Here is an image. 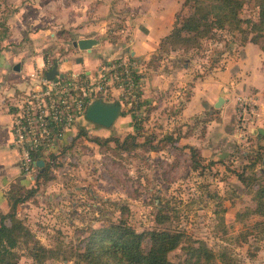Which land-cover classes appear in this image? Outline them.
I'll return each instance as SVG.
<instances>
[{"label":"rangeland","instance_id":"rangeland-1","mask_svg":"<svg viewBox=\"0 0 264 264\" xmlns=\"http://www.w3.org/2000/svg\"><path fill=\"white\" fill-rule=\"evenodd\" d=\"M157 1H106L111 3L109 11L99 8L111 28L105 38L125 45L129 23H144ZM182 1L164 2L163 14H170L171 22L189 13ZM238 16L256 21L254 1L246 0ZM242 28L244 32L213 30L200 47L168 46L158 56L156 49L139 64L141 68L137 65L140 93L147 69L166 66V61H173V68L185 66L191 80L205 77L204 94L189 111L181 110L177 92L171 100L170 93L162 89L154 105L146 101L145 93L134 109L120 104L119 116L109 127L84 119L57 143L45 175L37 183H25L27 188L36 187V194L16 207V216L42 245L59 250V257L36 262L19 245L16 264H82L68 256L67 250L79 244L89 228L116 222L122 206L127 208L125 222L136 231H182L202 240L213 253L223 254L228 264H264V216L245 213L254 202L237 178L239 173L254 174L264 185V134L257 132V128L264 130L263 38L251 43L252 32L246 24ZM55 34L49 39L54 44L38 52L43 59L56 63L66 57L68 63L86 61L90 65L103 59L94 52L70 54V45H62L70 44L63 42L69 35L62 29ZM246 45L247 58L243 55ZM242 56L245 59L238 61ZM215 81L222 85L214 87ZM172 89L181 90L184 97L189 95L190 84ZM239 96L248 101L244 120L237 118ZM217 97L223 102L215 108ZM133 122H137L136 130ZM130 134L135 136L134 144H143H129L125 149L112 141L102 144L108 137L120 141ZM166 136L172 140L166 141ZM149 139L151 144L158 141L160 149L149 150ZM188 146L196 151L194 160ZM237 213L243 215L237 218ZM167 257L177 262L184 255L178 246ZM218 263L222 264L219 259Z\"/></svg>","mask_w":264,"mask_h":264},{"label":"crops","instance_id":"crops-1","mask_svg":"<svg viewBox=\"0 0 264 264\" xmlns=\"http://www.w3.org/2000/svg\"><path fill=\"white\" fill-rule=\"evenodd\" d=\"M106 1L108 0H0L4 10L3 13L0 12L2 23L0 25V213L8 210L6 193L9 186L19 184L27 187L25 183L29 181L21 175L17 152L9 144L11 139L10 103L17 92L27 87L29 83L26 79L27 75L42 65L43 58L38 52L54 44L51 40L56 36L55 33L62 29L69 35V38L63 42L68 41L70 44L66 42L62 45H70V54L94 52L103 56L100 62L93 65L86 61L68 63L66 57L57 62L60 72L82 70L87 72L111 58L130 57L137 65L143 63L155 52L160 38L168 33L172 24L170 14L167 17L163 14L167 6L164 2L168 0H159L152 3L153 13L144 23H129L125 45H121L118 40L111 42L110 39L105 38L111 31L108 27V16L100 12V9L109 11L111 3ZM3 27L4 31L1 30ZM119 31L121 32L122 29ZM112 33L118 34L114 31ZM98 37L102 39L89 51L71 46V41L78 38ZM247 46L244 47L243 52L246 58ZM244 56L238 61L245 59ZM172 63L173 61H166V66L146 68L148 74L145 76L144 86L141 88L143 93L141 92L140 96L144 98L147 93L146 101H151L154 105L156 94L163 91L162 89L170 93L171 100L176 97L173 93L177 92V95L180 94L181 110L186 112L193 108L196 100L204 94V87L208 80L205 77L191 80L185 66L173 68ZM15 64H18L17 70L14 69ZM140 68L139 71H141ZM187 82L190 84L189 95L183 97L181 90L178 92L172 89L180 88ZM234 82L231 69V89ZM212 85L220 87L222 84L215 81ZM206 103L211 105L209 101Z\"/></svg>","mask_w":264,"mask_h":264},{"label":"trees","instance_id":"trees-1","mask_svg":"<svg viewBox=\"0 0 264 264\" xmlns=\"http://www.w3.org/2000/svg\"><path fill=\"white\" fill-rule=\"evenodd\" d=\"M245 1L183 0L181 6H187L190 11L180 19L175 16L170 30L158 42L156 56L165 51L168 46L172 49L175 47L182 49L200 47L201 42L209 38L213 30L227 29L244 32L242 24H246L249 28L248 31L252 32L249 42L258 43L259 38H263L260 49L264 52V0H253L257 7L256 21L242 19L238 16ZM0 8H2L1 5ZM1 12L3 13L4 10L2 9ZM1 30L4 31L5 28L3 27ZM110 41L114 42V38ZM120 115L122 116V114ZM136 123L132 124L135 130L137 129ZM80 133L82 134L81 130ZM134 139L133 134L120 141L116 137H108L103 140L102 144L112 141L120 149L127 148L126 146L129 144L136 146L143 144L142 142L134 144L132 142ZM97 140V138H93V141ZM165 140L169 142L172 139L170 136H166ZM147 143L150 145L148 146L149 150L160 149L158 141L151 144L152 139H149ZM188 148L190 157L194 160L196 151L191 146ZM54 157V153H48L46 159L43 157L41 169L34 166L32 182L37 183L38 179L45 175L47 165ZM237 178L254 202V207L246 208L245 213L264 216V185L254 174L239 173ZM35 194L36 187L27 188L19 184L9 186L6 193L8 210L0 213V264H16L19 257L16 248L19 245H22L27 251V255L36 262L59 257V250L42 245L16 216V207ZM126 210L127 208L122 206L121 217L116 222L89 228L87 235L82 238L79 244L67 250L68 256H73L76 261L82 264H219L218 259L222 264H228V261L224 260L223 254L213 253L202 240H194L182 231L134 230L125 222L123 211ZM235 215L238 218L243 214ZM161 221H163L162 218L159 222ZM178 246L182 249L184 257L180 261L172 262L168 259L167 254Z\"/></svg>","mask_w":264,"mask_h":264},{"label":"built area","instance_id":"built-area-1","mask_svg":"<svg viewBox=\"0 0 264 264\" xmlns=\"http://www.w3.org/2000/svg\"><path fill=\"white\" fill-rule=\"evenodd\" d=\"M53 64L43 59L42 65L27 75V87L10 103L9 144L17 152L21 175L31 182L35 161L55 154L57 143L85 119V108L94 99L117 100L132 109L140 101L137 64L130 57L103 62L87 72H60L57 68L48 79L44 71ZM58 73L63 76L58 77ZM236 99L237 118L244 120L247 98Z\"/></svg>","mask_w":264,"mask_h":264},{"label":"water","instance_id":"water-1","mask_svg":"<svg viewBox=\"0 0 264 264\" xmlns=\"http://www.w3.org/2000/svg\"><path fill=\"white\" fill-rule=\"evenodd\" d=\"M102 37L98 38H78L71 41V46L76 47L79 50L89 51L90 48L97 45ZM14 69H18V64L14 65ZM57 72V63H54L50 69L44 71L46 78H53V75ZM58 77H62L63 74L58 73ZM223 102V98L217 97L216 101L213 103V107H218ZM120 113V103L117 100L113 101H102L97 98L90 102L84 112L85 120L92 122L101 127H109L113 121L119 116ZM259 134H264V130L257 128ZM35 164L38 168H42L43 161L36 160Z\"/></svg>","mask_w":264,"mask_h":264}]
</instances>
